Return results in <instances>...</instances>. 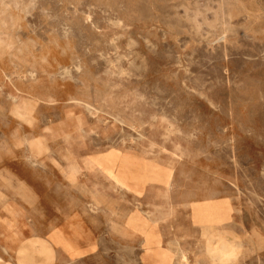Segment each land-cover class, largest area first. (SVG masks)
I'll use <instances>...</instances> for the list:
<instances>
[{
  "label": "rangeland",
  "instance_id": "1",
  "mask_svg": "<svg viewBox=\"0 0 264 264\" xmlns=\"http://www.w3.org/2000/svg\"><path fill=\"white\" fill-rule=\"evenodd\" d=\"M42 195L83 264H264V0H0V208Z\"/></svg>",
  "mask_w": 264,
  "mask_h": 264
},
{
  "label": "crops",
  "instance_id": "2",
  "mask_svg": "<svg viewBox=\"0 0 264 264\" xmlns=\"http://www.w3.org/2000/svg\"><path fill=\"white\" fill-rule=\"evenodd\" d=\"M62 200L51 195L17 196L9 199L7 208H0V264H66L67 258L74 259V264H83L85 258L93 260V250L83 244L81 236H68L60 217L53 218L50 212L47 215L34 212L37 206L51 207L57 202L60 205ZM36 226H41V230ZM67 242H73L70 255Z\"/></svg>",
  "mask_w": 264,
  "mask_h": 264
},
{
  "label": "bare ground",
  "instance_id": "3",
  "mask_svg": "<svg viewBox=\"0 0 264 264\" xmlns=\"http://www.w3.org/2000/svg\"><path fill=\"white\" fill-rule=\"evenodd\" d=\"M116 180H117V179H116ZM116 183H117L118 185H121L119 181H116ZM183 257H184V259H185V256H183Z\"/></svg>",
  "mask_w": 264,
  "mask_h": 264
}]
</instances>
